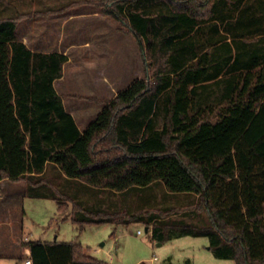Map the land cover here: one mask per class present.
I'll list each match as a JSON object with an SVG mask.
<instances>
[{
  "label": "trees",
  "instance_id": "1",
  "mask_svg": "<svg viewBox=\"0 0 264 264\" xmlns=\"http://www.w3.org/2000/svg\"><path fill=\"white\" fill-rule=\"evenodd\" d=\"M82 1L128 27L153 78L133 79L80 130L54 86L67 55L32 50L19 16L1 17L0 179L25 178L26 194L55 200L78 231L136 221L150 199L117 206L115 193L161 181L193 193L209 222L171 232L152 213L154 238L206 236L216 257L264 264V0ZM61 184L77 194H55ZM79 186L97 199H81ZM25 244L30 264H108L76 241Z\"/></svg>",
  "mask_w": 264,
  "mask_h": 264
},
{
  "label": "rangeland",
  "instance_id": "2",
  "mask_svg": "<svg viewBox=\"0 0 264 264\" xmlns=\"http://www.w3.org/2000/svg\"><path fill=\"white\" fill-rule=\"evenodd\" d=\"M70 8L74 9L71 10L73 16L54 15L50 24L41 26L49 29L48 37L52 39L53 45L62 44L48 48L59 49L67 46L65 48L71 58L66 64L64 78L56 79L55 89L61 96L70 97L71 101L77 103L82 98L102 102L108 98H95L86 93L102 96V92H107L104 90L106 81L102 80L104 75L114 81L112 92L115 95L135 78H153L151 69L145 70L149 59L144 58L133 33L124 23L104 12L98 5L82 0H0V18L18 15V22L24 19L37 21L39 14L46 16L47 10L57 13ZM80 11H84V14L79 13ZM94 11L99 13L95 14ZM20 27L25 29L23 25ZM26 30L28 31V28ZM30 45L35 47L32 39ZM212 90L216 94L215 97L219 98L221 88L214 86ZM91 112V107L85 108L87 115L79 122L80 127L89 120L88 115L91 118ZM54 191L60 196L66 193L72 196L77 194L76 188L67 184H61ZM145 195L150 199L153 211L148 207L136 221L128 224H88L81 231H78L77 225L70 217H66L65 212H59L55 200L25 198L24 234L33 240L56 238L60 241H76L81 245L84 254L106 263L120 261L123 264H234L231 258L216 257L208 248L207 237L181 235L161 242L152 236L150 227L146 229L148 224L145 219L152 213L159 214L171 223V232L175 227L207 224L209 218L206 211L195 209L196 197L193 193L168 192L164 184L157 181L140 193L128 192L117 195L114 199L115 202L119 200V205L126 204L128 207L130 202L139 201L142 205L143 202L140 201ZM80 197L88 204L96 200L95 195L86 191H83ZM137 229L140 234L136 233ZM2 263L14 264L7 261Z\"/></svg>",
  "mask_w": 264,
  "mask_h": 264
},
{
  "label": "crops",
  "instance_id": "3",
  "mask_svg": "<svg viewBox=\"0 0 264 264\" xmlns=\"http://www.w3.org/2000/svg\"><path fill=\"white\" fill-rule=\"evenodd\" d=\"M71 10L74 9L70 8L57 13H51L49 12V10H47L46 16L39 14L38 17L39 20L36 21L35 19H31L30 21H28L24 19L19 21L17 26L19 38L32 50L42 51V52L58 51L68 56V59L63 65V76L57 80L64 78L66 72V64L71 61V58L67 54L65 48L67 46H64V48H59V49L48 48L53 46L55 47L62 46V44L56 43L55 45H53L52 39L50 40L48 37L49 29L41 28V26L45 24L46 25L50 24V20L54 15L57 17L64 15L73 16L74 13H72ZM88 12L92 13V11H88ZM94 12L95 14L99 13V11H94ZM79 13L84 14V11H80ZM21 24L25 26L24 27L25 29L23 30L21 29L22 28L20 27L22 26ZM27 28L29 32L26 30ZM20 30H22V32ZM25 30L27 31V33L25 32ZM31 39L33 43H35V47H31L30 45ZM57 80L54 81V86H56ZM102 80L106 81L105 83L107 84V86L106 89L104 90L107 92L105 93L102 92L103 93L102 96H97L98 94L96 93H86V95L93 96L95 98L103 97V99H106L107 97L108 99H111L115 95V93L112 92L114 89L113 88L114 81L111 78L106 77L105 75L103 76ZM108 99H106V101ZM62 101L65 109L68 112H70L74 117L80 130H84L88 126V124L96 117V115L98 114V112L101 110V108L104 106L106 102L103 100L102 102H96L94 99L90 100V99L82 98L81 101L77 103L76 101H71L70 97H65L63 95H62ZM90 107L92 108L91 118L88 115L87 119L89 120H86L84 126L80 127L79 122H81L82 118L85 117V115H87L85 113V108H90ZM55 172L56 170L53 168V166L51 164H48L46 174L50 178H55ZM58 179H60V176H58ZM26 183L27 182L25 178L10 179L8 177H3L0 179V264H4L2 263L3 261L14 262V264L15 263L23 264L24 260L29 258L30 255L29 247L25 243L26 241L33 239H28L27 236L24 234L23 219L25 215V210H24L23 202L25 198H38V197H30L26 194ZM79 187L81 188L80 194H82L83 191L87 192L88 190L83 186H79ZM126 192L128 193L130 191H126ZM131 193H136V192L131 191ZM122 194H126V193H122ZM117 195H120V193H115V197ZM95 198L97 199L96 196ZM118 201L115 202V205L117 206H119ZM132 203L133 202H130V204ZM66 217L69 216H67L66 214ZM66 217H64V219ZM146 227L148 229V226ZM150 232H151V228H150ZM136 233L140 234L141 232L136 231ZM202 237H206V236H202ZM40 241H60V240L54 238L50 240L44 239Z\"/></svg>",
  "mask_w": 264,
  "mask_h": 264
},
{
  "label": "built area",
  "instance_id": "4",
  "mask_svg": "<svg viewBox=\"0 0 264 264\" xmlns=\"http://www.w3.org/2000/svg\"><path fill=\"white\" fill-rule=\"evenodd\" d=\"M137 231L140 232L139 230H137ZM23 264H30V259L29 258L25 259ZM108 264H123V263L120 261H111Z\"/></svg>",
  "mask_w": 264,
  "mask_h": 264
},
{
  "label": "water",
  "instance_id": "5",
  "mask_svg": "<svg viewBox=\"0 0 264 264\" xmlns=\"http://www.w3.org/2000/svg\"><path fill=\"white\" fill-rule=\"evenodd\" d=\"M146 229H147V227H146Z\"/></svg>",
  "mask_w": 264,
  "mask_h": 264
}]
</instances>
